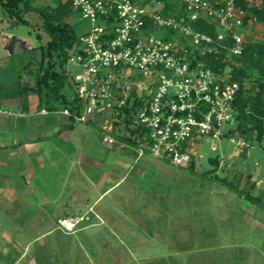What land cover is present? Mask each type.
Returning a JSON list of instances; mask_svg holds the SVG:
<instances>
[{
    "label": "crops",
    "instance_id": "crops-1",
    "mask_svg": "<svg viewBox=\"0 0 264 264\" xmlns=\"http://www.w3.org/2000/svg\"><path fill=\"white\" fill-rule=\"evenodd\" d=\"M21 44L14 38L3 48ZM19 89L0 92V264H164L152 248L168 244L160 229H174L179 217L169 225L166 210L144 197L140 181L154 160L136 155L123 124L111 131L96 117L71 123L56 112L58 100ZM106 131L113 141L102 139ZM84 213L89 219L74 231L58 227L61 217ZM189 263L201 264L200 256Z\"/></svg>",
    "mask_w": 264,
    "mask_h": 264
},
{
    "label": "built area",
    "instance_id": "built-area-1",
    "mask_svg": "<svg viewBox=\"0 0 264 264\" xmlns=\"http://www.w3.org/2000/svg\"><path fill=\"white\" fill-rule=\"evenodd\" d=\"M177 2L181 5V10H177L182 13L166 15L162 13L161 0H71L73 9L88 21L68 58V62L73 59L82 66L81 72L69 75L73 85L69 97L75 94L78 102L56 112L63 113L69 122L78 123L109 109L113 118L110 123L103 120L106 124L101 127L112 130L119 115H125L124 105L141 132L136 155L147 152L174 165L193 160L192 146L200 136L229 141L236 138L238 144L246 145L244 138L230 133L236 123L233 102L238 82L230 79L228 66L214 71L195 61V49L199 53L216 50L214 39L229 35L232 44L228 51L239 54L246 40L242 30L257 23L256 18L248 16L235 0ZM197 18L215 24V38L190 26L189 22ZM158 27L167 29L169 36L146 34ZM105 67L139 70L147 77L144 93L136 96L133 91L128 96L116 86L113 73L102 70ZM40 112L48 110L42 108ZM102 139L113 141L107 136ZM88 219L87 213L61 217L58 227L72 232L79 222Z\"/></svg>",
    "mask_w": 264,
    "mask_h": 264
},
{
    "label": "rangeland",
    "instance_id": "rangeland-1",
    "mask_svg": "<svg viewBox=\"0 0 264 264\" xmlns=\"http://www.w3.org/2000/svg\"><path fill=\"white\" fill-rule=\"evenodd\" d=\"M62 1L29 0L30 4L36 6H55ZM173 3L176 10H181L177 0ZM20 15L27 20L26 24H11L4 8L0 6V57H5L4 62H0L1 93L19 89L16 82L19 80L20 87L22 82L33 84L39 59V49L34 47L48 39L41 26V18L36 12L22 10ZM67 21L78 34L88 26V21L76 10L67 17ZM237 31H240V28H237ZM242 33L243 37L248 39L264 38V24L252 23L243 29ZM146 34L169 36L168 30L163 27L155 28ZM14 38L21 40V50L5 51L3 47H11ZM66 69L69 75L73 76L82 71V66L70 59ZM102 70L113 73L116 86L128 96L133 91L136 96L144 93L143 83L147 77L139 70L132 67L129 70L109 67ZM245 84L253 85L252 79H245ZM72 90L70 79L64 87V92L70 96ZM49 98L53 99L50 96ZM55 105L61 104L55 102ZM112 118L111 111L107 109L102 115L96 116L95 121L103 125L106 124L103 120L106 119L107 123H110ZM130 125L136 126L133 122ZM111 131H106L105 136L109 137ZM244 140L246 145L238 144L236 138L229 141L225 138L213 140L200 136L192 146V167H189L188 163L174 165L165 158L154 157L147 152L144 154L154 160L147 175L140 181L144 197L153 198V202L160 209L166 210L170 215L169 225L175 222L174 229H160L167 233L168 244L153 245V251L164 253L158 258V262L190 264V255H199L201 264H264V141L258 143L254 139ZM213 145L215 149H212ZM211 158H216V162L210 161ZM256 167L259 168L257 176L254 175ZM252 176L254 180L259 177L263 183L252 187ZM251 194L257 198L250 197ZM175 218L178 219L174 221ZM30 262L44 264L46 261ZM18 264L22 262L19 261Z\"/></svg>",
    "mask_w": 264,
    "mask_h": 264
},
{
    "label": "trees",
    "instance_id": "trees-1",
    "mask_svg": "<svg viewBox=\"0 0 264 264\" xmlns=\"http://www.w3.org/2000/svg\"><path fill=\"white\" fill-rule=\"evenodd\" d=\"M163 2V14H181L174 8V0H161ZM235 3L248 13V16H255L257 23L264 24V0H235ZM0 6L4 8L6 15L10 18L11 24H26L27 20L20 13L32 10L41 18L42 28L48 35L43 44L34 48L39 49V59L34 72V81L31 87L21 86L20 89H28L36 93L40 98L45 94L58 100L63 106L72 105L78 98L75 94L69 97L64 92V87L69 80L66 64L69 58V51L75 43L78 33L67 21V17L74 10L71 0H63L55 6H36L30 4L29 0H0ZM246 19L243 20V23ZM190 26L197 31L216 37V26L214 23L197 18L189 22ZM173 34L175 32L171 31ZM216 50L199 53L195 49V61H201L206 67L214 71H221L225 66L230 68V79L238 82V88L234 97L236 113L235 126L230 133L236 134L246 140L254 139L258 143L264 141V38L248 39L243 43L239 54L230 53L228 46L232 39L228 35L222 40L214 39ZM251 78L253 85L247 86L245 79ZM117 99H120L118 92H115ZM128 100V97L126 101ZM125 115L114 121V127L122 123L128 130L124 135L133 143H137L140 137V130L137 126H131L129 110L123 105ZM216 158L210 161L216 162ZM193 162L189 163V167ZM222 180L225 178L221 177ZM248 196V194H247ZM250 196V195H249ZM255 197L256 196H250Z\"/></svg>",
    "mask_w": 264,
    "mask_h": 264
}]
</instances>
